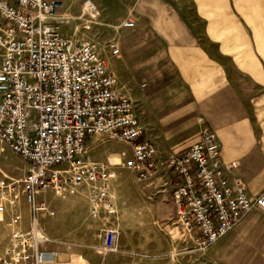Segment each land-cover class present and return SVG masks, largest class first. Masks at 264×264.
<instances>
[{"label":"crops","instance_id":"obj_1","mask_svg":"<svg viewBox=\"0 0 264 264\" xmlns=\"http://www.w3.org/2000/svg\"><path fill=\"white\" fill-rule=\"evenodd\" d=\"M63 4L54 22L73 43L90 42L77 13L89 8L92 12L87 14L96 17L92 26L99 29L96 36H102L104 48L94 47L118 93L132 103L142 139L155 148L156 172L143 180L139 191L143 195L136 198L133 172L124 165L116 169L110 156L128 161L131 146L123 143L126 149L119 152L108 145L102 163L109 159L110 169L119 172L111 190L118 214L92 220L86 196L74 195V212L80 203L84 222L80 225L75 217L70 234L75 241L68 244L53 245L45 233L53 240L47 248L58 252L50 264H264V211L253 208L225 237L198 254L172 226L171 194L164 195L171 193L174 181L166 161L198 141L199 116L215 134L222 162H237L227 174L230 183H243L252 199L264 194V0H63ZM127 20L133 28L122 27ZM111 41L118 46L117 56L107 49ZM93 145L91 138L87 148ZM42 200L47 203L49 198ZM15 202L14 209L0 213V255L12 216H19L20 228L29 225L23 222V211L29 221L23 196ZM137 204H148L149 211H138ZM53 217L43 218L40 225ZM108 228L117 231L114 250L98 256L96 249Z\"/></svg>","mask_w":264,"mask_h":264},{"label":"built area","instance_id":"obj_2","mask_svg":"<svg viewBox=\"0 0 264 264\" xmlns=\"http://www.w3.org/2000/svg\"><path fill=\"white\" fill-rule=\"evenodd\" d=\"M63 7V0H0V142L27 163L21 182L3 187L0 213L14 209L18 195L29 208L26 229L19 227L18 215L12 216L0 264H50L58 258L47 248L53 240L39 224V218L54 216L38 199L42 193L84 194L90 219L117 216L112 163L91 161L86 154L90 138L130 145L132 158L124 167L140 180L156 171L155 148L142 139L132 103L116 90L94 45L69 41L54 22ZM122 27L134 23L127 20ZM107 49L111 56L119 54L115 41ZM197 123L198 141L167 159L166 170L174 176L172 226L201 254L253 208L264 211V194L252 199L243 183H230L227 174L237 162L223 163L215 134L202 117ZM116 238L114 228L106 229L96 254L113 251Z\"/></svg>","mask_w":264,"mask_h":264},{"label":"rangeland","instance_id":"obj_3","mask_svg":"<svg viewBox=\"0 0 264 264\" xmlns=\"http://www.w3.org/2000/svg\"><path fill=\"white\" fill-rule=\"evenodd\" d=\"M77 15L78 17L81 18L80 20L84 25L83 32L85 37L90 40V43L92 42L94 46H96V49L98 51L103 50L104 44L102 41V36L101 35L96 36L97 34H99L98 32L99 29L95 26H92V21H94L96 17L91 18V16L87 15V12H80L77 13ZM101 54L105 55V53L103 52H101ZM93 138H94V145L89 147L86 153L92 162L102 163L106 155H108V150H109L108 145H112L114 149L119 152L126 149L125 144H123V142L121 141H116V140L113 141L103 136L93 137ZM109 152L111 154L112 151ZM110 156L114 159L116 169H119V167L124 165V163L126 162L124 160H120V158L117 159V157L114 156L113 154H111ZM26 172H27V163L24 162L17 155L13 154L0 142V196L3 193V187L6 184L18 185L20 181L23 179ZM118 173H119L118 170H115L116 179L118 177ZM132 174H133V178H135L136 180V198H138L139 196L143 195L140 194L139 192L140 184L143 183V180H140L138 176L135 175L134 173ZM148 179H146V181ZM131 180L134 179H132L131 177ZM115 181L112 184V188L114 186ZM126 182L130 183L129 179L126 178ZM170 194H171L170 190H168L164 195H166V197L168 198ZM145 196H147V194H145ZM48 198H49L47 202L48 206L50 205L49 207L54 212L55 216L50 219H45V221L43 222L42 227L45 230V233H47L55 241L53 245L68 244L69 242H74L75 239L73 236H70V234L73 231L72 224L75 221V217L76 219H78L77 223H79L80 225L84 222L85 219V217L83 216L84 210L79 206L80 203L76 204L78 210L75 213L74 212L75 204L72 203L76 198L75 196H70L65 193L56 194L51 191H48L46 196H42V195L38 196V199L40 200L45 199L47 201ZM135 202L138 203L141 201L136 200ZM23 206H24L23 209L26 208L25 203ZM149 207L150 206H148V204L136 205V209L141 212L149 211ZM23 216H24L23 222L24 223L26 222V224L28 225L29 221L26 211H23ZM42 219L43 218L41 219L39 218V224L42 223Z\"/></svg>","mask_w":264,"mask_h":264},{"label":"bare ground","instance_id":"obj_4","mask_svg":"<svg viewBox=\"0 0 264 264\" xmlns=\"http://www.w3.org/2000/svg\"><path fill=\"white\" fill-rule=\"evenodd\" d=\"M89 12H92V10H91V11H89ZM89 12H88V13H89Z\"/></svg>","mask_w":264,"mask_h":264}]
</instances>
